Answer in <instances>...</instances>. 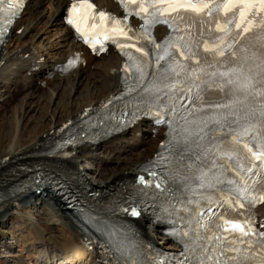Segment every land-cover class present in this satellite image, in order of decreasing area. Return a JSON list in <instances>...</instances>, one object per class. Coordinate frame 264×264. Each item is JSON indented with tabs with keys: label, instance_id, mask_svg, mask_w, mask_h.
Wrapping results in <instances>:
<instances>
[{
	"label": "snow or ice",
	"instance_id": "1",
	"mask_svg": "<svg viewBox=\"0 0 264 264\" xmlns=\"http://www.w3.org/2000/svg\"><path fill=\"white\" fill-rule=\"evenodd\" d=\"M138 0H121V3L127 7L128 4H137ZM9 9L23 7V0L19 3H10ZM94 6L82 0L81 3H73L69 9L70 24H74L77 31H81L78 19H87L91 15L90 10ZM223 11L226 14L232 13L234 20H228L225 24L216 23V30L221 32H229L231 29L229 24L235 21L236 29H239L238 35L243 37L251 32L254 28H264V16L256 23V17L264 14V0H225L223 4H215L213 0H139L138 8L135 15L141 16L144 24L143 31L138 39L143 38L152 45L153 59H149L150 53L143 47H136V44H121L117 43V47L122 51L125 48H134L140 53V57L133 56L130 52H124V55L131 61L130 64H125V71H134L135 84L129 86L128 90L136 91L141 88L143 93L152 96L159 101L161 98L171 100L170 93L176 89L179 79L176 83H166L170 77L179 78L184 74L185 81H191L187 87V99L190 103L203 101L201 93L207 88H217L221 92L230 94L232 99L226 103L210 104L206 103L207 110L210 114L199 120H190L189 117L194 115L195 111H205L204 108L192 109L189 106L181 105L184 109V115L180 119L184 121V125L179 131L174 126V120L170 127L169 140L167 149L171 153L170 157H162L170 159L174 162L175 171L170 174L169 180L176 182L177 190L190 192L193 197H189L182 203L185 207L199 203L200 199H208L202 192H197L199 189H216L219 185H227V191L232 192L243 201L247 202L249 211H254L259 203H264V186L261 182L264 180V137L259 136L258 128L264 127V124H253L250 118H255L257 111L259 116L264 118V102L259 106V109L252 108L246 104V101L251 96L264 97V52L254 51L250 57H245V62L248 59L259 61L255 63V68L259 71L252 72L249 68L246 73L243 64L240 67L230 68L228 71L207 73L203 67H192L189 71V65L182 62L190 61L197 56V53L192 49V32L197 23L200 24V33L203 35V28L206 23L202 18L197 21L195 17H201V14H206L211 17L214 12ZM132 13L129 12L128 15ZM191 14V15H189ZM251 14V18L249 15ZM238 15V19H235ZM101 24H104L109 16L101 11L98 13ZM95 18V17H93ZM126 19L122 22L119 19L112 18V28L110 31L114 34L112 37L105 35V39H116L123 36L132 39L128 31L125 30ZM10 23V21H8ZM163 23L173 29L174 32H183V35H170L164 44L156 43L149 31L150 27ZM123 25V26H122ZM183 25V27H180ZM93 28L97 25L93 24ZM85 42H89V37L84 32H81ZM187 37V39L185 38ZM219 44L213 43L211 46L208 41H203L205 52H214L218 56H224L225 52L221 45L225 43L222 37L218 38ZM261 41L260 47L264 49V35L258 37ZM237 43L239 41H236ZM200 42H197L199 46ZM95 50V43L92 44ZM230 48L231 45H228ZM103 47L100 51H104ZM247 51V49H242ZM236 56L235 52H232ZM179 57V58H178ZM164 62L163 64L161 62ZM199 65V61L196 62ZM152 68L151 78L148 84L145 85L146 78L149 77V68ZM211 67V65H209ZM201 74L207 75L208 79H202ZM219 77L221 83H216L213 78ZM261 85V87H257ZM185 91V89H181ZM237 92H243L244 97L240 99L236 95ZM184 97H181L183 99ZM242 106L238 108L237 106ZM174 112L179 110L174 109ZM243 112V114H241ZM247 122L246 126H242L241 122ZM165 122L168 121H158ZM194 125V127H193ZM235 126V127H233ZM239 129V131H237ZM252 134L253 141H258L257 150L253 151L250 143L244 142L243 137ZM231 140H228V136ZM230 143L234 146H240L243 151L232 150L224 151V144ZM233 163L227 167L224 164H218L217 159ZM205 161H210V166L207 170L202 167ZM254 161H260L257 166ZM247 165L250 166H246ZM213 169H217L213 172ZM186 173V174H182ZM227 172H234L237 177H240V183L234 179H228ZM156 176L155 172L151 173ZM141 183L144 178H139ZM197 184V188H193V183ZM151 183V182H148ZM163 181L155 183L157 189L161 188ZM255 193V194H254ZM231 205V201H227ZM240 208H244L245 204L240 200L236 201ZM175 211V208L173 209ZM131 215H139L135 209L131 211ZM199 223V220H197ZM205 232L208 230V225H202ZM218 231L222 232H239L243 237L256 235L260 239L257 241L259 248L254 249L251 241L239 239L238 243L244 245L243 248L237 245L236 240L229 241L225 235L208 236L198 232L196 229H191V235L184 233V236H189V242L181 240V243H186L184 251L181 253L182 259L177 261V264H247L257 256L260 257L261 264H264V233H253L249 227L245 230V225L232 221H223L217 225ZM111 251L116 255V264H132L133 248L125 249L123 245H110ZM229 253H232L231 255ZM138 264V262H137Z\"/></svg>",
	"mask_w": 264,
	"mask_h": 264
},
{
	"label": "bare ground",
	"instance_id": "2",
	"mask_svg": "<svg viewBox=\"0 0 264 264\" xmlns=\"http://www.w3.org/2000/svg\"><path fill=\"white\" fill-rule=\"evenodd\" d=\"M70 1L71 0H29L20 18L15 21L14 26L9 32L11 40L15 39L19 42L17 47L12 51L13 53L6 58L8 59L7 61L13 60V63L12 61L9 62L11 65L8 64V66L11 67L5 69V73L2 72L3 70H0V89L4 90V93L0 95V97L1 101L7 104L5 107L8 108L10 114L8 115L10 118L13 120L18 119V115H22L24 111L22 110L24 104L32 101L38 94L40 96L43 89V81H45V87L49 86V88H46L48 93H50L51 96L55 94V100H58V105L63 108L59 110L54 120L50 121L49 124L41 128V130H38L40 132L37 133V136H34V140H31L29 144H26V142L24 146L15 149L16 146L14 145H16L17 140L11 142L6 149L7 151L0 156V173L3 166L8 162L2 163L4 157L15 158L19 155L40 154L50 150L54 141V134L63 122L77 117L83 112L85 107L98 105L102 99L120 89L122 61L119 56L114 51L108 50L106 54L98 57L100 62L96 63L93 69L88 68V65L90 66L96 62V57L88 54L85 48L75 41L72 32L64 26L65 11ZM96 2L100 6H105L109 9H117V6L111 0H96ZM224 2L225 0H213L214 4H223ZM45 3H49L51 12L43 22L45 25H43V27L41 26V28H36V23L39 22V19L43 16L42 13L45 10L43 6ZM40 8H42V10H40ZM261 16H264V14L256 17V23L259 22ZM195 18H197V21L202 18L205 21H210V23L204 25L203 35L200 33L199 22L196 27L191 30L192 42L194 44L193 51L197 53V56L194 57L192 61L198 59L201 63V67H203L207 73L228 71L230 68L240 67L241 64H243L246 73L249 68L252 69V72L259 71L255 68V63H259V61L253 62V60L248 59L245 62V57H250L254 51L259 50L260 52H264V49L260 47L261 41L258 40V37L264 35V28H254L251 32L240 37L238 35L240 30L236 29L235 21L228 26L231 31L227 33L216 30V23L225 24L230 19L234 20L232 13L226 14L223 11H217L211 17H208L206 14H201V17ZM249 18H251V14ZM235 19H238V15ZM57 23L61 24L64 29L62 37L64 48L52 53L53 55L51 57L44 58L41 62H33L35 59H32L34 56L32 53L41 33L47 30V27ZM32 29L34 32H32ZM156 32L159 37L165 34V30L161 28L156 29ZM220 37L225 41V43L221 45L222 48L225 44L231 45L229 51L225 54L226 57L220 61L221 66H219L218 63L219 56L214 52H205L203 47V41L205 40L208 41L210 46L213 43L219 44L218 38ZM236 41L239 42L237 43ZM197 42H200L199 46H197ZM242 49H247V51H243ZM4 50L5 47L0 50V64L4 61L3 58L6 55ZM73 52L82 53L87 69H84L82 64H80L71 72L66 74L61 73L62 75L59 74L60 72L54 69L55 64L63 62ZM232 52H235L236 56H233ZM26 53L29 54V57L25 59L21 58L22 55ZM37 53L40 52L38 51ZM18 59L20 62H17ZM12 64L15 66H12ZM34 65L37 66V69L32 68ZM209 65H211V67H209ZM214 68L220 70L218 71ZM50 74H53V77L48 79ZM201 78L208 79V76L202 74ZM68 79L71 81L69 84L70 89L79 88L85 81H89V85H86L87 89L85 91L83 90L78 94V97H76L78 101L71 103V105L67 103L66 107L65 103L60 102V95H57L58 92H54L59 86H63ZM213 79L216 83L222 82L219 77ZM257 87H261V85H257ZM11 90L12 92L18 90L22 94L18 96L14 104H9V98L13 95L10 92ZM226 92L227 90L221 92L215 87L207 88L205 91L206 95L202 98L203 101L210 104H214L213 102L215 100L227 102L229 99L234 98L230 94H226ZM236 95L239 96L240 99L244 97L243 92H237ZM262 102H264V97L253 98L250 96L246 104L250 107L254 105L255 107L252 108L259 109ZM206 103H201L200 100H197L196 109H205V111H195L197 117L200 119L210 114L207 110ZM52 105L56 106L57 103L54 102ZM237 107L240 108L242 106L238 105ZM241 114H243V112ZM250 122L258 125L264 124V118H261L259 116V111H257L256 117L250 118ZM241 124L242 126H246L247 122L242 121ZM262 131H264V127L258 128V133ZM163 137L162 128H159L157 133H154L153 127L148 125L146 121H142L140 124L133 126L113 138L89 145L88 147L80 148L68 159L63 161V165L70 169L71 172L76 175V178L82 181L87 188L90 190L98 188L99 192L104 193V196L92 205L94 215L103 217L110 215V209L115 206L127 192L128 184L126 179L132 178L134 174H136L138 166L148 157H151L157 149L158 142L163 139ZM126 153H128V156L123 157ZM84 154H90L91 158L96 160V168L94 170L96 176L94 179L92 178V180H89L85 174H83V170L87 167L81 165L79 158L80 155ZM106 164H112V166L110 165L111 167L107 169L110 173L104 175L99 171L104 170L106 172L107 170L103 169ZM1 175L2 173L0 176ZM13 183L14 182L11 180L0 179V191H3L2 199H0V223L10 215L18 216L22 219V224L26 226H36L35 231L39 241L43 243L44 240L45 242V228L39 226V223H37L38 220H35V218L33 219L29 214V209L39 200H42L45 205L49 207L47 209V215L49 214L53 224L55 223V228L63 233L62 240L58 243V247H54L56 249H52V251L47 250L45 247L44 251L46 252H44L43 256L39 257L40 260L36 257L34 264H108L100 260L97 254L86 250L83 244L86 239L92 237L94 234L90 226L93 222L89 221L88 217L90 216L88 214L85 215V219L88 221L87 225H85L83 220H73L63 209L57 208V204L53 203V199L49 196L46 189L38 190L37 188L33 189L31 187L18 189L12 185ZM10 198L13 199L9 202L7 201V203L4 202V200ZM261 213L264 215V207L261 209ZM133 220L137 224V229L145 238L150 241L158 238L159 243L163 246L168 245L169 247L172 245V241L168 236L162 233V228L155 224L152 218L147 214L139 213V215L133 216Z\"/></svg>",
	"mask_w": 264,
	"mask_h": 264
},
{
	"label": "rangeland",
	"instance_id": "3",
	"mask_svg": "<svg viewBox=\"0 0 264 264\" xmlns=\"http://www.w3.org/2000/svg\"><path fill=\"white\" fill-rule=\"evenodd\" d=\"M45 4L43 6L45 9L42 13L43 16L41 15L42 18H40L39 22L36 23V28H41V26L43 27V25H45L43 22L51 12L49 9V3ZM40 10H42V8H40ZM46 29L47 30L41 33V36L37 40L35 46L37 47V50H40V53L38 54H42V57L49 58L53 55L52 53L64 48V43H62L64 29L59 23L49 26ZM32 32H34L33 29ZM18 44L19 42H17L15 39L11 40V38H9L5 43L4 53L6 55L3 58L4 61L0 64V70H3L2 72H4L5 69L11 67L8 66V64L11 65L9 62L12 61L13 63V60L7 61L8 59L6 58L13 53L12 51L17 47ZM17 62H20V60L18 59ZM98 62H100V59H97L96 62L90 66L88 65V68L93 69ZM12 66L15 65L12 64ZM83 68L87 69V66L86 68L83 66ZM70 79L65 81L66 83H64L63 86H59V88L54 92H58L57 95H60V102L65 103L66 107L67 103L71 105V103L78 101L76 100L78 94L83 90L85 91L87 89L86 85H89V81H85L79 88L70 89ZM43 85L44 88L42 89V92H44H41L40 96L38 94V96L32 99V101L24 104L22 107V110H24L22 115H18V119L15 120L10 118L8 108L5 107L7 104H5L6 102H2L0 97V156L3 155L5 151H7V147L13 140H17L16 145H14L16 146L15 149H19L20 147L24 146L26 142V144H29L31 140H34V136H37V133L40 132L38 130H41V128L47 126L50 121L55 119L56 115L59 113V110H62L63 107H60L57 102L58 100H55V94L51 96V94L46 90V88H49V86L45 87V84ZM10 92L13 95H11L12 97L9 98V104H14L18 99V96H21L22 94L18 90L15 92H12L11 90ZM3 93L4 90L0 89V95ZM54 102L57 103L56 106L52 105ZM127 154L128 153L123 155V157H127ZM79 160L83 167H87L85 170H83V174H85L89 180H92V178L94 179L96 176V172H94L96 168V160L92 159L90 154L80 155ZM110 165L112 166V164H106L103 169H109L108 167H111ZM99 172L103 173L104 175L110 173L109 170L106 172L101 170ZM12 199L13 198L4 200V202L7 203V201L9 202ZM48 208L49 207L45 205L44 201L39 200L35 205L32 206L31 209H29V214L31 217H33V219L35 218V220H38L37 223H39V226H42L46 230V233L44 234L46 236V241L44 242L43 240L44 244L39 241L38 235L35 231L36 226H26L22 224V219L18 216L10 215L7 219L0 223V264H34L35 258L43 256L44 252H46L44 251L45 247L49 251H52V249H56L58 247V243L62 240L63 233L55 228V223L53 224V221L49 217L50 215H47Z\"/></svg>",
	"mask_w": 264,
	"mask_h": 264
}]
</instances>
